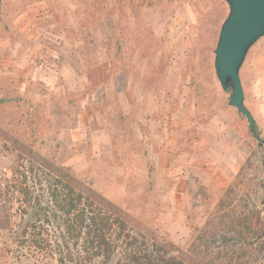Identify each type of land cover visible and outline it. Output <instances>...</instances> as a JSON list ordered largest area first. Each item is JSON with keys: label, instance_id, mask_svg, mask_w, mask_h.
I'll return each instance as SVG.
<instances>
[{"label": "rangeland", "instance_id": "374dc122", "mask_svg": "<svg viewBox=\"0 0 264 264\" xmlns=\"http://www.w3.org/2000/svg\"><path fill=\"white\" fill-rule=\"evenodd\" d=\"M35 1L24 0L15 12L19 3L5 2L13 21V41L10 44L6 35L0 37V81L7 83L5 93L22 94L29 88L24 99L30 105L8 103L0 108V192L10 184L19 189L20 166L26 163L19 160L18 142L30 143L33 115L31 120L39 130L37 143L44 141L48 146L42 153L46 158L53 155L65 160L66 148L74 143L85 154L65 165L84 186L96 194L113 184L123 186L124 202L118 208L129 228L145 236L146 242L165 244L170 256L185 264H264V234L259 229L264 221L260 187L264 147H258L245 118L228 106V95L221 90L213 68V51L227 5L222 0H102L120 16L123 34L117 40L122 47L116 55L115 48L106 52L100 47L114 28L98 7L101 1L62 0L64 7L54 11L58 15L67 10L69 18L59 26L68 28L71 40L83 45L76 48L75 60L82 76L76 77L67 68L60 80L49 70L35 68L37 58L51 54L47 43L58 44L48 37L53 26L47 24V16L38 11ZM134 40L137 47L132 46ZM240 78L244 105L264 139V38L249 51ZM101 80L111 84L108 105ZM122 90L131 92L135 101L127 103L120 96ZM88 91L96 92L93 111L101 106L105 110L86 111ZM141 96L155 99L156 113L138 112ZM147 97L142 104L148 108ZM116 105L127 110L132 106L131 111L137 108V113L118 114ZM180 115L194 130L176 144L168 173L162 176L156 157L150 155L148 161L143 148L135 149L137 139L142 138L122 118L141 121L158 138L162 120L176 123ZM152 116L159 120L157 126L149 124ZM74 122L75 129L71 128ZM248 158L250 164L240 173ZM23 208L16 191L0 197V264H57L53 242H60L65 229H58L56 223L43 225V236L51 246L45 253L38 252L33 239L22 240ZM16 239L23 243L15 244Z\"/></svg>", "mask_w": 264, "mask_h": 264}, {"label": "trees", "instance_id": "16d2710c", "mask_svg": "<svg viewBox=\"0 0 264 264\" xmlns=\"http://www.w3.org/2000/svg\"><path fill=\"white\" fill-rule=\"evenodd\" d=\"M23 1L24 0H9L11 6H16L17 3H19V6L13 8L14 12L23 6ZM100 1L101 3L98 4V7L107 13L109 19L114 24L112 37L108 41L102 43L100 47L106 52H109L110 48H115L117 55L122 47L121 43L117 40L118 36H120L121 33L123 34L119 24L120 16L117 14L118 12L116 9L114 12L107 3H103L102 0ZM5 2L6 0L2 1L0 37L6 35V38L11 42L13 41L11 37V24L13 21L8 18L9 13L5 6ZM35 2H44L48 6L47 10L41 13L43 16H47V24L53 26L50 32L54 33V35L59 38L58 40H60L57 42L59 45H53L51 42L47 43L50 51L56 50L58 54L57 59L50 56H41V58L36 59L35 68L54 72L57 75V79L60 80L63 79L60 74L67 68L72 70L76 77L82 76V73L78 71L75 60L77 58L76 48L81 47L83 44L78 41L73 42L71 40L73 33L65 26H59L67 24V19L69 18L67 10L66 13L61 12L58 15H56L54 11L55 8L61 10V7H64L61 4L62 2L59 0H36ZM109 12L110 14H108ZM136 44L137 41L134 40L132 46L137 47ZM129 47H131V44ZM108 63L110 62L106 63V67L108 68L110 66V71L113 72L111 64L108 65ZM145 66H147V64H145ZM105 71L107 70L105 69ZM148 74L149 72L147 71L146 74H143L144 80H146ZM115 76L116 74L113 78ZM85 79H87V77ZM29 82L32 83L31 80ZM30 83L29 85H31ZM108 83H110V81L106 83L102 80L100 81L106 105L110 103L109 91H111V84ZM6 86V82L0 81V108L8 103L19 105L20 103H25V105H30V100L24 99L29 88H26L22 94L14 90L5 93ZM89 92L91 91H88V93ZM9 95H13V97L9 98ZM115 95H117L114 97L116 101V97H119V94L117 93ZM124 96L127 98V103H129V100L135 101L131 99V92L127 90H125ZM115 107L116 113H124L122 108L120 109V105H116ZM131 107L132 106H130L128 110L126 109L127 111L125 110L127 114L129 111V113H137V108L131 111ZM99 109L103 111L105 110V106H101L93 111V113L99 111ZM249 113L254 118L251 111H249ZM206 115L207 114L204 113L202 118H205ZM31 116L32 117L29 119L30 126L32 127V131L30 132L32 134L30 143L21 144L18 142L21 151L19 160H24L26 163V166H20L23 171L19 174V189L15 190L17 188L15 184H10V187L8 186L3 193L0 192V197L5 198L11 194L12 191H16L22 196V204L24 205L22 210L24 219L21 231L22 240H29V238L33 239L31 243L34 249L38 252L45 253L51 246V242L46 240L43 236V225L49 226L56 223L58 229H65V232L62 233L59 238L60 242L57 240L53 242L57 254V264H185L179 258L170 256V252L165 244L146 242L145 236L129 228L124 214L116 205L105 199L102 193L96 194L90 187L84 186V183L77 179L72 168L65 164L72 159V157L81 153L85 154V150L83 151L82 148H79L74 143H69V148H66L68 150L64 148L68 152L65 160H58L53 157V155L51 158H46L42 153L47 150L48 146L44 141L41 143L39 142L38 145L36 136L39 135V130L31 120L33 119V115ZM35 116L36 115H34V117ZM95 121L96 119L94 118L92 124H95ZM122 121L124 124H129L131 128L133 127L138 131L142 139H137L138 144L134 145V147L140 150L143 148V155L149 161L148 150L151 149L154 153H157L159 150V140L156 134H151L149 127L146 128L147 125L143 126L141 121L128 122L124 118H122ZM254 121L256 123L255 118ZM75 127L76 122H74L71 128L75 129ZM192 130H194V127L183 131L177 144H181L183 135ZM257 134L262 139L261 131L258 129ZM262 142L263 144H258V147H264V139H262ZM15 143L17 144V142ZM121 144L123 145V142H119L118 145L122 147ZM115 158L116 156L112 157V159ZM261 160V164L264 167V155ZM250 162L251 160L248 158L245 165L241 168L240 173L243 172ZM149 171H152L151 168ZM11 180L12 183L15 182L14 177ZM260 187L263 193L262 201L264 205V180L261 182ZM259 229L264 234V221L262 223L260 221ZM14 242L15 244L23 243V241L19 242L18 239ZM70 242H72V244H70ZM8 253L11 254V251L8 250Z\"/></svg>", "mask_w": 264, "mask_h": 264}, {"label": "water", "instance_id": "95a60500", "mask_svg": "<svg viewBox=\"0 0 264 264\" xmlns=\"http://www.w3.org/2000/svg\"><path fill=\"white\" fill-rule=\"evenodd\" d=\"M222 1L228 7V14L220 26L213 51L216 80L228 95V106L245 118L251 135L258 144H263L254 118L244 105L240 72L249 51L264 38V0Z\"/></svg>", "mask_w": 264, "mask_h": 264}, {"label": "crops", "instance_id": "0c3cea01", "mask_svg": "<svg viewBox=\"0 0 264 264\" xmlns=\"http://www.w3.org/2000/svg\"><path fill=\"white\" fill-rule=\"evenodd\" d=\"M60 2H62V0H59ZM39 4V12H43L45 10H47V5L44 2H40ZM25 12V11H23ZM22 12V13H23ZM42 14V13H41ZM45 16V15H44ZM48 37H50L51 41H53V43H56L60 40H58L59 38L56 37L54 35V33L52 32H48ZM112 37V35H110L109 37H107L106 40H104L103 42L100 43V45L102 43H104L105 41H108L110 38ZM8 43L11 44L10 40H6ZM59 45V44H57ZM50 57L57 59L58 54L56 52V50H51V54H49ZM36 70H40L38 68H36ZM55 74L54 72H51ZM57 77V75H55ZM122 95L123 96L125 93V90H122ZM103 95V94H102ZM87 98V107H86V111L90 112V114L93 112L94 107H95V100H96V92L95 91H91L89 93H87L86 95ZM147 97V96H146ZM144 97V98H146ZM141 96V102H140V107L138 108L139 112H143V111H150V113H156L157 109L156 106H154L155 104V99L153 97H147V101L150 98L151 104L150 106L147 108L145 106H143L142 104V100L144 99ZM142 105V106H141ZM122 108L124 109L123 111H125L127 108H124V106H122ZM183 114V113H182ZM156 116H152V120L154 122H151V119L149 120L150 123L149 124H159V120H157ZM155 119V120H154ZM177 122H169L168 120H162V126H160V136L158 137V142H159V150L157 153H154L153 150L149 149V157L150 155H154L156 157V169H158V171H160L161 175L165 176L167 175L168 171V167L171 164V162L173 161L174 158V152H175V147L176 144L180 138V135L183 131L190 129L191 127V123L187 122V120L185 119L184 115H180L179 117H177ZM157 126V125H156ZM124 188L123 186L119 185V184H113L112 186H110L108 189H106L105 191H103L102 195L105 199H107L108 201H110L111 203H113L114 205H116L117 207L121 206L124 202Z\"/></svg>", "mask_w": 264, "mask_h": 264}]
</instances>
